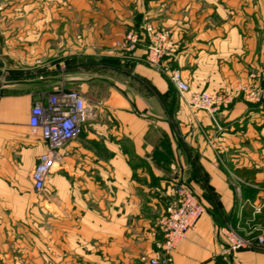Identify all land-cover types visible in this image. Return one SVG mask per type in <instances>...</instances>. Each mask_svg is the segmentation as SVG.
<instances>
[{
    "label": "crops",
    "instance_id": "crops-1",
    "mask_svg": "<svg viewBox=\"0 0 264 264\" xmlns=\"http://www.w3.org/2000/svg\"><path fill=\"white\" fill-rule=\"evenodd\" d=\"M145 21L169 30L173 51L161 63L180 71L191 91L233 96L217 125L202 111L175 106L169 78L146 61L144 31L124 70L81 69L83 57L117 59L115 42ZM60 59L75 69L67 89L96 105L95 113L59 150L46 191L37 195L30 175L46 146L30 133V109L60 80L48 75L0 87V245L34 221L40 233L58 236L57 264H147L141 258L159 255L162 237L145 211L162 209L169 180L182 177L205 211L170 253L173 263L264 264V249L226 252L212 204L224 216L236 212L243 227L264 223V212L252 207L264 193L248 186L238 196L227 176L264 186V105L237 90L264 86L250 77L264 70V0H0V68L42 64L53 72ZM173 106L182 146L166 114Z\"/></svg>",
    "mask_w": 264,
    "mask_h": 264
},
{
    "label": "built area",
    "instance_id": "built-area-1",
    "mask_svg": "<svg viewBox=\"0 0 264 264\" xmlns=\"http://www.w3.org/2000/svg\"><path fill=\"white\" fill-rule=\"evenodd\" d=\"M145 32L148 37L146 61L158 72L168 76L181 100L192 109L204 111L213 120L219 112L229 107L233 101V96L229 93L192 92L180 71L169 69L161 63L165 57L171 55L173 44L166 42L160 34H155L150 26ZM139 44L140 35L133 31L115 42L116 47L130 53L134 52ZM0 74V87L8 86L10 84L6 80L8 70L0 68ZM250 77L264 79V70ZM237 90L248 103L264 105V86L248 84L238 86ZM92 109L79 92L65 88L60 81L50 89L49 94H41L33 103L28 120L29 130L32 136L40 138L46 146V151L39 156L30 175V182L36 193L46 191V183L59 158V150L79 137L88 117L94 115ZM177 182L179 186L175 193L176 197L169 203L158 224L163 237V242L159 246L161 252L155 257L142 258L147 264H174L170 253L187 238L205 211L192 188L181 179ZM259 212L256 210L254 214ZM250 227L252 228H248V232L244 228L241 229L243 236L236 232L240 228L235 231L223 226L220 229L228 241L226 252L264 246V230L257 224Z\"/></svg>",
    "mask_w": 264,
    "mask_h": 264
},
{
    "label": "rangeland",
    "instance_id": "rangeland-1",
    "mask_svg": "<svg viewBox=\"0 0 264 264\" xmlns=\"http://www.w3.org/2000/svg\"><path fill=\"white\" fill-rule=\"evenodd\" d=\"M95 1L96 0H92L93 3ZM148 26H150L152 28V30L154 29L155 34H160V36L164 37L166 42L168 41L170 43H173L171 40L170 32L168 29L162 28V27L158 28V29L153 28L151 26L150 22L148 23V21L144 22V25L141 27V29L132 28V29H129L125 34H127L130 31H133V32L140 35L141 32L144 31L145 38L147 39V43H148V37L146 36V32H145V30ZM114 47H115L114 48L115 52L119 54L117 59H110V62H108L109 59H107V58L106 59H104V58L89 59V58L83 57L81 59V61H82L81 69L83 71H89V70L101 71V70L108 69V64H110L113 72L115 71L117 73V71L120 72L121 70H124L125 66H122V64L125 65V62L127 63V62L132 61L131 59H128V58H130V54H132L133 52H131V53L126 52L125 50L120 49V48L116 47L115 45H114ZM72 65H73L72 61L60 59V60L56 61V69H53V72H47V67H45L42 64H37L31 68L29 67V68L22 69V70H8V74H7L8 78L6 80L9 81L10 84H12L16 81L25 82L28 80H41V78L44 79L48 75L53 76V74H55L54 76L59 78L60 82L65 86V88H68L69 86H67V84H66V79L69 77V75L72 73V71L75 70V69L72 70ZM61 67H63V68L61 69ZM50 68H52V67H50ZM0 77H1V74H0ZM202 91H206V90H202ZM49 92H50V90H44L42 94L46 95V94H49ZM192 92H201V91H192ZM179 102L183 103L190 111H194V112L195 111H202V110L190 108L189 105L184 100H181L178 92L176 91L175 92V103H174L176 107L179 104ZM89 105L93 108L92 110H95L94 106H96V105H94V104H89ZM173 109H174V106L172 109L166 110L167 111L166 114L170 118V122L172 124L176 139L179 142V145L182 146V142L180 141L181 136L179 134L178 126L173 120V116H174V114L172 112ZM202 112H204V111H202ZM94 113H95V111H94ZM216 120H217L216 117L214 120L212 119V121L217 125ZM218 130H221V128H218ZM209 144L211 145L210 142H209ZM186 151H188V149H186ZM194 158L195 157H193L192 162L194 161ZM194 172L198 173L199 176L201 174L200 172L196 171V169H194ZM230 173H232V172H230ZM227 176H228L230 185H231L234 193L237 194L238 196L243 197L242 196L243 195V189L251 190L248 186H250L252 188V190L254 191L253 192L254 195L257 193H264V186H262V185L251 183L248 181L247 182L246 181L241 182L243 180L241 178H239L238 175H236L237 177L234 175L231 176L230 174ZM238 178L240 179V182L238 181ZM178 179H181L183 182L187 183V181H185L182 177H178L174 180L173 179L169 180L168 185H169L170 191H169L168 197L165 198V200H163V202L160 204L162 209H158L159 207L156 206L157 208L153 209L154 210L153 213L150 211H145L147 216L151 217V219L153 220L151 225H152V229H155L156 232L160 233L159 226H158L159 221L163 217L165 210H166L167 206L169 205V203L172 202V200L176 197L175 193H176V190L179 186L178 182H177ZM202 180H203L202 183H205L203 177H202ZM187 184L189 185V183H187ZM192 190H193V188H192ZM36 194L38 195L39 193H36ZM199 200H200V198H199ZM200 202H201V200H200ZM201 204H202V202H201ZM212 204L214 205V211L218 213L217 216L219 217L218 220L221 223V225L232 228L235 231L238 228H240L239 230L236 231L239 236L244 235L243 231H241L242 228H244L245 231H247V232H248V230H247L248 228H252V227H250L251 223H247V225L245 224V227H243V223H239L238 220L235 219L234 215L236 214V212L231 216H226V215L224 216V214L218 208L217 203L213 202ZM203 207L205 208L204 205H203ZM252 207L255 208L254 209L255 211L256 210L261 211L264 208V200H260L259 203H257V205H255V204L253 205V203H252ZM259 213H256L255 215H257ZM262 226L260 225V228H262V230H264V228ZM39 229H40L39 224H36V222L33 221L31 223V227H30L28 232L16 234L14 236L11 235V236H9V240H7V237H6V239H4L5 242H3L0 245V264H3V263L8 264V260L9 261L12 260L14 264L16 263V261H18L19 264H57L56 260L58 258V256H57L58 252L56 251L55 248H56L57 241H60L59 239L57 240L58 236L53 234V232H51V230H53V229H49L48 234L40 233ZM160 235L162 237L161 233H160ZM162 242H163V237H162L161 242L157 243V244H159L158 246H161ZM158 248H159V253H160L161 252L160 247H158ZM259 248L264 249V246L259 247ZM64 254H65V252H64ZM145 257L146 256H143L142 258H145Z\"/></svg>",
    "mask_w": 264,
    "mask_h": 264
},
{
    "label": "trees",
    "instance_id": "trees-1",
    "mask_svg": "<svg viewBox=\"0 0 264 264\" xmlns=\"http://www.w3.org/2000/svg\"><path fill=\"white\" fill-rule=\"evenodd\" d=\"M141 41H142V34H140V43H141ZM68 63V62H67ZM68 66V65H67ZM55 74H53V76H54ZM255 211V210H254ZM262 212H264V208L260 211V213L259 214H261ZM261 221V222H260ZM256 223H258L257 225H263L262 227L264 228V223L262 222V220H256V222H255V224H254V226L256 225Z\"/></svg>",
    "mask_w": 264,
    "mask_h": 264
}]
</instances>
